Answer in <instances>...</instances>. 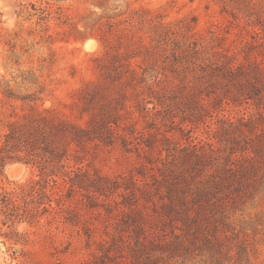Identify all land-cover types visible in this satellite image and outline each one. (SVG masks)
Listing matches in <instances>:
<instances>
[{
	"label": "rangeland",
	"instance_id": "374dc122",
	"mask_svg": "<svg viewBox=\"0 0 264 264\" xmlns=\"http://www.w3.org/2000/svg\"><path fill=\"white\" fill-rule=\"evenodd\" d=\"M261 6L264 0H0V138L9 123L30 112L57 113L85 126L78 98L86 85L100 83L106 71L95 59L106 58L107 72L120 77L121 57L130 46L136 57L127 59L128 69L139 73V66L150 62L135 55L136 48L155 47L158 27L173 34L168 35L170 49L174 39L180 44L198 40L207 50L222 48L239 60L254 57L264 69ZM99 26L107 33L106 42L100 40ZM88 40L94 46L83 48ZM253 42L262 46L248 48ZM156 58L168 74L172 58ZM169 76L174 86L165 92L168 107H157L161 135L153 138L156 148L140 158L124 152L119 141L91 148L83 165L89 162L114 182L112 190L94 199L82 190L70 194L58 179L52 193L45 190L48 198H41V207L28 205L35 218L8 221L2 214L0 264H264V118L254 106L215 104L199 111L191 97L183 96V74ZM129 95L127 106L133 112L136 92L129 90ZM249 114H254V124L248 132L238 118ZM143 126L140 121L138 127ZM243 148H248V158H242ZM230 159L234 165L227 171ZM40 168L6 164L0 190L13 200L20 187L39 183L42 193ZM137 174L144 176L154 199L153 204L141 199L145 209L139 223L148 231L149 245L142 252L135 243L138 219L127 209L126 215L118 214L129 204L123 188ZM152 175L168 182L170 176L189 178L188 199L200 178L214 177L220 185L210 205L198 208L188 200L165 215L166 189L154 184ZM116 243L122 244L119 252L113 249Z\"/></svg>",
	"mask_w": 264,
	"mask_h": 264
},
{
	"label": "trees",
	"instance_id": "16d2710c",
	"mask_svg": "<svg viewBox=\"0 0 264 264\" xmlns=\"http://www.w3.org/2000/svg\"><path fill=\"white\" fill-rule=\"evenodd\" d=\"M259 12L262 16L260 21L264 25V6L260 7ZM155 31L156 33L159 31L155 47L140 44L136 48L135 55L140 56L143 62H150L149 67L139 66V73L128 69L127 59L134 54L130 46H126L125 54L121 57L125 64L122 65L124 73L120 77H112L107 72L109 63L106 58L95 59L101 62L99 67L106 71L101 75L100 83L86 85L78 98L80 112L87 117L85 126L49 111L30 112L22 117L21 121L9 123L7 131L0 138V172L6 164L13 161L37 165L41 167V174L45 176L42 188L44 191L41 193L39 183H35L39 188L25 185L20 187V193L14 194L12 200L8 193L0 190V216L5 215V219H10L8 221L18 216L19 220L35 218L37 215L33 212L34 208L29 209L28 205L36 204L41 207V198H48L45 190L49 188V192L52 193L57 188L58 179L68 185L70 194L82 190L88 197L94 199L112 190L114 182L100 175L97 170L91 169L89 162L85 165L83 163L87 161L91 148L110 147L116 141L120 142L124 152L134 153L139 158L156 148L153 138L155 135H161L160 123L155 118L159 112L157 107H168L165 92L174 86V80L169 74L172 76L183 74L180 80L183 96L191 97L190 100L199 111H204L206 106L215 104H218L219 108L223 105L233 108L245 106L246 110L254 106L258 116L264 118V69L254 57L246 55L244 59L239 60L236 55H229V52L222 48L216 50L210 47L207 50L198 40H186L187 42L180 44L174 39L171 41L173 48L170 49L169 31L161 27ZM99 32L100 40L106 42L107 33L101 30V26ZM258 46L262 44L256 45L253 42L248 48L255 49ZM156 49L159 50L156 52ZM156 55L164 57L165 60L172 58L173 64L168 74L165 68H159L157 65ZM119 56L116 55L114 58H120ZM129 90L136 92L133 112L127 106ZM147 105L151 108H147ZM133 114H136V117H133ZM253 115L238 118L240 126L246 128L248 132L254 124L251 121ZM140 121L144 123L141 128L138 127ZM242 152V158L249 157L246 154L248 148H243ZM231 161L230 159L227 162V171L232 170L230 168L234 164ZM140 177L143 180H140ZM170 177L171 182L164 179L159 181L153 178V175L150 176L154 184L157 183L166 189L165 198L168 203L161 205L165 215L174 211L176 205L182 207L188 200L198 208H202L203 204L210 205L211 200L215 198L213 190L220 185L214 177L210 176L211 181L200 178L198 186L195 187L194 197L188 199L187 193L191 185L189 178ZM144 179L140 174L131 176L121 194L127 199L128 207L126 204L122 210H118V214L126 215L124 209H127L135 215L134 219H138L134 225L135 243L141 252L146 251V247L149 246L146 243L147 230L139 223L143 220L145 209L141 199L152 204L154 200L150 195L152 190L145 188L147 184ZM19 202L23 206L17 205ZM46 211L44 209V212ZM197 212L200 214V209ZM114 247L116 252L122 250V244L116 243Z\"/></svg>",
	"mask_w": 264,
	"mask_h": 264
},
{
	"label": "bare ground",
	"instance_id": "6f19581e",
	"mask_svg": "<svg viewBox=\"0 0 264 264\" xmlns=\"http://www.w3.org/2000/svg\"><path fill=\"white\" fill-rule=\"evenodd\" d=\"M94 41L93 40H88V41H86L85 43H84V45H83V48H91V47H93L94 46Z\"/></svg>",
	"mask_w": 264,
	"mask_h": 264
}]
</instances>
